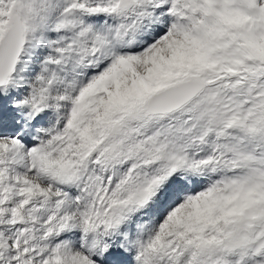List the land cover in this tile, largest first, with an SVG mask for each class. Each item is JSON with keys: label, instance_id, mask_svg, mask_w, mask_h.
<instances>
[{"label": "snow or ice", "instance_id": "snow-or-ice-1", "mask_svg": "<svg viewBox=\"0 0 264 264\" xmlns=\"http://www.w3.org/2000/svg\"><path fill=\"white\" fill-rule=\"evenodd\" d=\"M0 264H264V0H0Z\"/></svg>", "mask_w": 264, "mask_h": 264}]
</instances>
